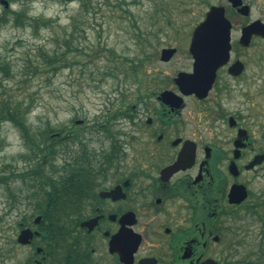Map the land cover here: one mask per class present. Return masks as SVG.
<instances>
[{
  "label": "flooded vegetation",
  "instance_id": "1",
  "mask_svg": "<svg viewBox=\"0 0 264 264\" xmlns=\"http://www.w3.org/2000/svg\"><path fill=\"white\" fill-rule=\"evenodd\" d=\"M213 6L225 9L231 47L214 75L200 72L202 89L190 87L192 32L186 65L139 82L133 104L106 112L120 110L97 124L112 136L93 127L107 147H90L82 120L69 131L71 147H56L48 171L57 179L70 174L69 190L62 185L55 200L70 222L56 240L42 231L50 225L29 227L36 234L24 245L27 264H235L242 222L255 216L264 225V186L253 189L264 182V5ZM166 48L177 49L169 61L165 48L160 53L170 65L181 50ZM235 186L247 194L242 202L230 200Z\"/></svg>",
  "mask_w": 264,
  "mask_h": 264
},
{
  "label": "rangeland",
  "instance_id": "2",
  "mask_svg": "<svg viewBox=\"0 0 264 264\" xmlns=\"http://www.w3.org/2000/svg\"><path fill=\"white\" fill-rule=\"evenodd\" d=\"M7 1L9 8L0 3V16L4 9L16 11L21 7L20 2ZM207 1L209 4L204 0H85L88 3L86 12L79 1L34 0L29 5V14L34 18L52 20V26H41L38 32L25 22L19 27L11 23L0 27V58L9 63L14 73V77L4 85L17 99L31 105L28 123L34 128L50 123L69 133L75 122L82 120L88 129L85 137L90 147L97 150L107 147L109 141L102 133L93 131V127L105 120L106 112L133 104L139 82L144 86L145 82L155 78V73L174 74L186 65L185 54L191 33L210 4L215 5L222 0ZM255 3L264 5V0H255ZM161 4L165 12L160 10ZM74 24H78L75 43L79 53L70 52L68 56L80 63L73 64L70 59L68 65L56 74H34L38 61L36 56L41 48L48 51L58 49L60 53L67 51L63 45L64 38L72 34ZM166 47L181 50L170 65L162 64L159 59ZM109 51L115 56L109 57ZM88 53H97L94 65ZM147 56L152 57L137 69L138 76L132 75L126 63H122L121 75L117 77L101 76L92 80L89 76L94 66L102 73L107 67L119 64L116 57L130 58L138 64ZM123 98L126 104L122 105L120 100ZM116 127L121 126L117 124ZM28 148L18 129L12 123L0 120V176L11 173L17 176L35 168L33 161L21 159L22 155L30 154ZM49 168L42 170L48 178V175L53 176ZM263 183L257 179L253 184L254 191H260ZM30 186H33L32 182L29 185L27 180L18 177L5 184L0 182V264H27L28 248L19 244L17 238L25 220L33 224L37 217L36 202L28 198ZM242 225L240 242L230 261L264 264L263 222L249 216ZM226 256L223 253V261H226Z\"/></svg>",
  "mask_w": 264,
  "mask_h": 264
},
{
  "label": "trees",
  "instance_id": "3",
  "mask_svg": "<svg viewBox=\"0 0 264 264\" xmlns=\"http://www.w3.org/2000/svg\"><path fill=\"white\" fill-rule=\"evenodd\" d=\"M11 2H20V9L14 11L13 9H4L0 16V27L4 24L11 23L14 27H19L23 25L25 22L27 26L31 27L35 32L41 28V26L45 28H49L52 26V20L43 19V18H34L29 14V5L34 0H10ZM64 3H70L73 1H79L83 4L82 9L88 12V3L85 0H57ZM162 5V4H161ZM163 9V10H162ZM161 11H166L163 5L160 7ZM25 19V20H24ZM171 23V20H168ZM78 25V24H77ZM77 25L74 24L72 34H67L64 38L63 45L66 47L67 51L64 53H60L58 49H53L48 51L46 49L41 48L38 52L36 58V66H34V74L46 75V73H57L61 68H64L67 62H70L72 59L69 55L70 52L79 53V48L75 41L78 39V28ZM142 36V34H140ZM109 57L115 56L114 52L109 51ZM75 54V53H74ZM95 55L97 53H88V56L91 58V63L94 65ZM145 59H140L139 63L136 64L135 61L130 58H120L116 57L115 59H119L120 62L113 67L109 66L106 68L105 72H100L97 67H92L90 70V78L95 80L102 76V78L106 77H117L121 75V65L122 63H126L127 68L130 69L132 75H137V69L140 68V65L145 64ZM73 64H79L78 60L72 59ZM131 64L128 67V64ZM85 66V62L83 63ZM85 70V69H84ZM84 70L82 72H84ZM128 72V71H127ZM127 76H130L127 75ZM126 76V77H127ZM14 77V73L9 65V63L0 58V120L3 122L12 123L20 132L26 147H29L30 151L29 155H22L21 159H25L27 161H33L36 163L35 168L30 171L23 172L18 174L11 173L10 175H1L0 182L8 183L11 178H22L24 181L27 180L29 185L33 180L37 183L36 186L31 187V193L28 195L29 201L34 200L36 202L35 211L42 217L41 225H50L49 228H42L45 233L48 234L49 240H56L58 237V232L61 230L60 225L64 223L70 222V215L63 214L58 210L56 205L57 193L62 185H67V191L69 190L68 186L70 183V174L67 173L62 179H57L54 176L45 175L42 173V170L49 166L51 169L53 165H51V161L54 160L57 149L56 147H70V134L66 133L64 128L60 126L56 127L48 123L44 127L34 128L30 123H28V114L31 112V105L26 103L23 99H17L14 95H12L6 89V85H4L5 81H9ZM120 103L123 105L126 103V99L123 98L120 100ZM118 109V108H117ZM113 110V109H112ZM120 113V110H116L112 115H107L104 120L105 123H109L114 117H116ZM109 136H112L111 129L106 125H97ZM38 163V164H37ZM31 181V182H30ZM34 182V183H35ZM33 217V215H32ZM20 228H24L26 226H30L31 223L25 220ZM264 234V233H263ZM264 237V235H263ZM248 262V261H246ZM235 264H243L240 261H237ZM245 264H255L254 261L245 263Z\"/></svg>",
  "mask_w": 264,
  "mask_h": 264
},
{
  "label": "water",
  "instance_id": "4",
  "mask_svg": "<svg viewBox=\"0 0 264 264\" xmlns=\"http://www.w3.org/2000/svg\"><path fill=\"white\" fill-rule=\"evenodd\" d=\"M1 3L9 8V2L7 0H1ZM231 40V24L226 18L225 9L223 7L213 6L206 14L205 20L199 24L192 37L190 50L195 57V74L191 76L190 87L193 89H202L201 82H199L200 72H208L214 75L218 66L223 62L222 58L226 57L229 53ZM177 49H164L162 51V60L169 61ZM206 58V60H204ZM186 79L185 74H180L178 77V83L181 88ZM214 79L211 80L213 82ZM211 87V83L208 90ZM169 95L168 92L163 93L162 97ZM242 186L233 187L230 193V200L232 202H242L246 199L247 194L244 191H240ZM41 217L36 219V223H40ZM35 233L31 229H24L18 236V242L22 245H27L33 239ZM217 264V263H215Z\"/></svg>",
  "mask_w": 264,
  "mask_h": 264
}]
</instances>
